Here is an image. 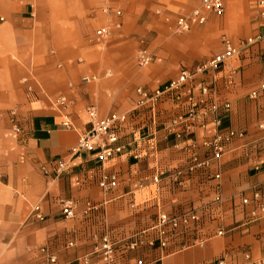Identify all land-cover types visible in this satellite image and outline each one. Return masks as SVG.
<instances>
[{"label": "crops", "instance_id": "0c3cea01", "mask_svg": "<svg viewBox=\"0 0 264 264\" xmlns=\"http://www.w3.org/2000/svg\"><path fill=\"white\" fill-rule=\"evenodd\" d=\"M199 3L0 0V264H40L42 247L61 264H104V236L113 264L140 258L146 264L264 260V98L249 96L264 80L261 42L228 58L217 74V94L230 104L222 129L245 133L218 160H209L211 150L201 143L213 136V123L202 129L184 118L181 102L167 99L154 114L133 113L117 141L122 152L104 163L96 151H72L90 128L87 107L101 117L129 112L139 99L137 88H161L221 52L224 39L237 45L261 30L259 0H224L221 16L207 14L203 24L176 32L177 15ZM100 27L109 36L97 42ZM139 50L151 59L144 66L137 61ZM85 76L92 79L83 81ZM200 81H210L209 73L187 82L184 94L197 93ZM177 129L183 130L180 139ZM58 160L67 166L55 176ZM194 161L200 165L190 170ZM104 174L117 177L107 192L98 185ZM217 194L221 199L214 202ZM68 199L76 203L73 218L60 211ZM88 201L96 208L87 210ZM36 204L42 221L31 215ZM187 209L200 216L195 237L201 243L183 246L179 239L159 262H153L154 249L129 246L159 211Z\"/></svg>", "mask_w": 264, "mask_h": 264}, {"label": "built area", "instance_id": "2783aa9c", "mask_svg": "<svg viewBox=\"0 0 264 264\" xmlns=\"http://www.w3.org/2000/svg\"><path fill=\"white\" fill-rule=\"evenodd\" d=\"M259 5L262 18L259 34L254 37L245 38L237 45H234L228 39H224L223 50L221 52L215 54L206 61L198 63L193 68L183 69L178 77L171 79L161 88H157L153 91L145 90L140 87L137 88L136 92L139 95V99L136 102V106L129 112H111L101 117L98 115L95 107H87L86 111L90 118V128L81 134L72 151H96L97 159L101 163H104L122 152L124 147L123 145L117 144V141L120 138L121 131L128 124L132 115H134L133 113H136L138 110H148L150 113L154 114L158 104L167 99L181 102L184 118L197 121L202 129L206 127L207 123H213V136L211 138L204 137L201 143L205 148L211 150V157H209V160H218L227 150L228 145L236 138H243L245 133L243 130L232 128L222 129L223 115L228 113L230 104L228 101L220 99L217 94L215 87L217 74L228 58L256 42H261L263 45L262 55L264 61V0H259ZM224 10V0H200L199 5L189 13L177 15L175 31L188 32L194 26L203 24L206 21L207 14L221 16ZM116 14L119 15L120 11L117 10ZM94 35L97 42H102L109 36V30L107 27H100L95 30ZM150 60V56L145 50L138 51L137 61L140 65L144 66L148 64ZM205 72L209 73L210 81H200L197 93L185 95L184 87L187 82L196 80L197 75ZM90 79L92 78L85 76L82 80L89 81ZM249 96L250 98H264V80L258 84L256 89L250 92ZM57 102L63 104L64 98H58ZM179 123L180 121L177 119L173 120V124L176 126H179ZM63 124L67 127L70 126L67 120ZM259 127L264 130V122L260 124ZM13 128L16 132L20 130V127L15 123L13 124ZM175 136L178 139L182 138L183 130L177 129ZM188 145L187 149L190 150L195 147L193 144ZM261 146L264 151V136ZM198 165H200V163L194 161V164L190 166L189 169L192 170ZM66 166L67 164L65 161L58 160L54 171L55 176H58ZM254 169H258L257 164H254ZM42 172L46 175L49 173L45 167H42ZM177 174H179V172H177L176 175ZM215 177L218 178L219 175L216 174ZM98 185L103 191L107 192L117 186V177L115 174H104L100 177ZM253 197L259 199L260 193L258 191L253 192ZM220 199V195L217 194L214 198V202H219ZM247 201V199H243V203H247ZM85 206L87 210L96 208L95 205L89 201L85 203ZM260 210L264 211L263 205L260 206ZM60 211L64 218H73L76 215V203L69 199L63 200L60 203ZM31 215L39 221L44 220V214L38 204L33 206ZM199 221L200 216L195 209H187L173 214L159 211L156 214L153 224L148 228L142 229L135 235L129 246L132 248L148 246L154 249L157 255L153 258V262H159L162 256L166 254V249L170 245L175 244L179 239L184 241L183 246L202 242V240L195 237L198 232ZM217 234H222V231L219 230ZM103 242L105 253L104 264H113V257L111 255L112 248L107 236L103 237ZM39 256L41 258L40 264H61L57 256L46 247L40 248ZM136 264L146 263L140 258L136 260ZM218 264H224V261L219 260ZM248 264H264V260H251L248 258Z\"/></svg>", "mask_w": 264, "mask_h": 264}, {"label": "rangeland", "instance_id": "374dc122", "mask_svg": "<svg viewBox=\"0 0 264 264\" xmlns=\"http://www.w3.org/2000/svg\"><path fill=\"white\" fill-rule=\"evenodd\" d=\"M243 39H245V38L240 39L239 42L242 41ZM239 42H238V43H239Z\"/></svg>", "mask_w": 264, "mask_h": 264}]
</instances>
